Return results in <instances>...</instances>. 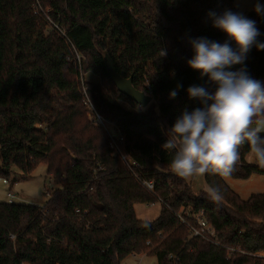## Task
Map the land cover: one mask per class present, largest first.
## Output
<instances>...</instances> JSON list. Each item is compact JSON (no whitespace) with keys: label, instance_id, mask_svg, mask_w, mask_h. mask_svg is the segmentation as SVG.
<instances>
[{"label":"trees","instance_id":"trees-1","mask_svg":"<svg viewBox=\"0 0 264 264\" xmlns=\"http://www.w3.org/2000/svg\"><path fill=\"white\" fill-rule=\"evenodd\" d=\"M254 7L247 19L264 43V0ZM228 10L238 14L232 0H0V179L9 181L14 168L30 176L45 164L57 185L43 207L0 203V264H122L144 253L157 264H264V193L243 200L224 178L206 174L223 199L196 195L171 170L174 150L163 147L182 113L202 107L189 87L217 88L189 67L190 41L237 50L209 16ZM77 54L83 72L101 80L86 94ZM106 55L136 90L153 96L146 111L111 82ZM241 67L264 86V50L253 46L229 70ZM87 100L123 138L120 153L89 117ZM249 153L241 147L230 178L264 176ZM155 203L156 219L136 217L135 205ZM199 215L214 236L192 235Z\"/></svg>","mask_w":264,"mask_h":264},{"label":"clouds","instance_id":"clouds-1","mask_svg":"<svg viewBox=\"0 0 264 264\" xmlns=\"http://www.w3.org/2000/svg\"><path fill=\"white\" fill-rule=\"evenodd\" d=\"M257 13L262 11L256 5ZM213 27L235 41L237 50L228 42L220 44L206 38L190 41L194 56L188 61L191 69L207 76L209 83L217 85L215 93L206 87H189L188 96L202 107L191 113L185 110L168 131L163 147L174 150L172 172L184 180L206 174L222 178L231 176L240 161V149L247 144L253 159L264 166V86L252 79L241 67L253 46L264 50L258 42L260 32L255 22L230 10L222 15L209 13ZM166 53L162 52V55ZM176 91L170 93L175 98ZM209 196L216 202L223 199L219 186H209Z\"/></svg>","mask_w":264,"mask_h":264},{"label":"rangeland","instance_id":"rangeland-1","mask_svg":"<svg viewBox=\"0 0 264 264\" xmlns=\"http://www.w3.org/2000/svg\"><path fill=\"white\" fill-rule=\"evenodd\" d=\"M233 7L237 9L238 14H242L247 18V15L254 11V6L256 0H232ZM47 11V10H46ZM51 24V22H50ZM80 56V82L83 91L86 94L87 85L90 83H100V77L92 73L91 71L84 73L82 70V60L84 57ZM149 95L152 100V103H155L153 96ZM149 106V105H148ZM147 107H140L141 111H146ZM89 117L93 121V115L88 107ZM113 124H108L106 128L109 131H105L108 136L114 137L117 136V131L114 128ZM101 127V126H100ZM104 129V128H103ZM111 144L113 140L111 138ZM247 161L251 164H258L252 157L251 153L246 157ZM259 165V164H258ZM261 166V165H260ZM227 185L240 196L243 200H248L254 194H263L264 193V176L261 175H252L247 180H236L230 177L224 178ZM191 184L194 194L198 195L200 192H208V184L206 183L205 176L197 177L192 180H188ZM57 188V185L54 184L52 178L47 175V167L45 164H40L37 169L33 172L32 175L26 176L17 169H13L11 178L8 181V184H4L3 180L0 179V203L7 202L9 200L8 193H11L14 197L12 200L13 203L22 204V205H32L43 207L48 200V194ZM161 209L160 203L155 204H137L134 206L136 217L144 221H153L159 215ZM122 264H157L155 256L148 255L144 253L142 255H130L126 257Z\"/></svg>","mask_w":264,"mask_h":264},{"label":"built area","instance_id":"built-area-1","mask_svg":"<svg viewBox=\"0 0 264 264\" xmlns=\"http://www.w3.org/2000/svg\"><path fill=\"white\" fill-rule=\"evenodd\" d=\"M35 10H36L35 12L37 13V12H38V9L36 8ZM56 29H58V28L56 27ZM61 33H62V35H64L63 32H61ZM76 59H77V62H79V61H80V56L77 55V58H76ZM85 104L90 108V110H91V112H92L94 123H95L96 125H99V126H101L102 128H104L105 131H109V130L106 128V126H107L108 124H112V122L109 121L108 119H106L105 117L99 115L98 113H96V112L94 111V109L92 108L91 104L88 102V100L85 102ZM112 126H113V125H112ZM111 138H112L113 143H114V144H111L112 149H114V150H116L118 153H120V150H119V144H122V143H123V138L120 137L119 135L114 136V137H111ZM114 139H115V140H114ZM121 156H122V155H121ZM121 158H122L124 161H126V158H125L124 156H122ZM3 183H4V184H8V181H7V180H3ZM143 184H144V186H145L148 190H150V191H152L153 188H154V185H153L151 182H143ZM7 196H8V198H9L8 203H13V201H12V200L14 199L13 195H12L11 193H8ZM196 220H197V224H198V226L200 227V229H196V228H193V229H192V235H193L194 237H204L205 233H209L210 236H214V231L212 230V228L208 227L206 221L202 218V215L197 216V217H196ZM182 223H185V221H184L183 219H182Z\"/></svg>","mask_w":264,"mask_h":264},{"label":"water","instance_id":"water-1","mask_svg":"<svg viewBox=\"0 0 264 264\" xmlns=\"http://www.w3.org/2000/svg\"><path fill=\"white\" fill-rule=\"evenodd\" d=\"M105 66L109 79L121 94L125 95L142 108H145L150 104L152 98L144 92H140L134 88L132 77H122L116 71L114 63L108 55L105 56Z\"/></svg>","mask_w":264,"mask_h":264},{"label":"crops","instance_id":"crops-1","mask_svg":"<svg viewBox=\"0 0 264 264\" xmlns=\"http://www.w3.org/2000/svg\"><path fill=\"white\" fill-rule=\"evenodd\" d=\"M8 202V201H7Z\"/></svg>","mask_w":264,"mask_h":264}]
</instances>
